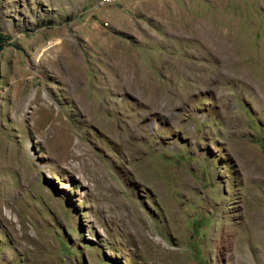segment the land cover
<instances>
[{
	"label": "rangeland",
	"instance_id": "1",
	"mask_svg": "<svg viewBox=\"0 0 264 264\" xmlns=\"http://www.w3.org/2000/svg\"><path fill=\"white\" fill-rule=\"evenodd\" d=\"M0 264H264V0H0Z\"/></svg>",
	"mask_w": 264,
	"mask_h": 264
},
{
	"label": "built area",
	"instance_id": "2",
	"mask_svg": "<svg viewBox=\"0 0 264 264\" xmlns=\"http://www.w3.org/2000/svg\"><path fill=\"white\" fill-rule=\"evenodd\" d=\"M105 1H112V0H98V3L101 4V3L105 2Z\"/></svg>",
	"mask_w": 264,
	"mask_h": 264
},
{
	"label": "bare ground",
	"instance_id": "3",
	"mask_svg": "<svg viewBox=\"0 0 264 264\" xmlns=\"http://www.w3.org/2000/svg\"><path fill=\"white\" fill-rule=\"evenodd\" d=\"M104 3V2H103ZM102 4V3H101ZM137 233L139 234V232L137 231ZM142 235V234H141ZM143 236V235H142Z\"/></svg>",
	"mask_w": 264,
	"mask_h": 264
},
{
	"label": "crops",
	"instance_id": "4",
	"mask_svg": "<svg viewBox=\"0 0 264 264\" xmlns=\"http://www.w3.org/2000/svg\"><path fill=\"white\" fill-rule=\"evenodd\" d=\"M118 3V2H117Z\"/></svg>",
	"mask_w": 264,
	"mask_h": 264
}]
</instances>
